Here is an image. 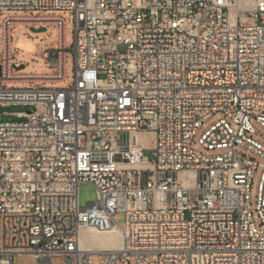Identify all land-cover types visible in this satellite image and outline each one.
I'll return each instance as SVG.
<instances>
[{"label": "built area", "instance_id": "1", "mask_svg": "<svg viewBox=\"0 0 264 264\" xmlns=\"http://www.w3.org/2000/svg\"><path fill=\"white\" fill-rule=\"evenodd\" d=\"M1 10L72 11L74 68L68 88L6 87L64 82L67 45L61 16L4 17L0 108L26 110L0 114V264L24 254L264 264V165L252 206L249 155L264 158L252 137L253 122L264 127V0H0ZM13 24L57 27L56 48L42 51L54 72L12 71ZM81 183L96 189L90 206ZM85 228L118 230L120 247L81 246Z\"/></svg>", "mask_w": 264, "mask_h": 264}, {"label": "rangeland", "instance_id": "2", "mask_svg": "<svg viewBox=\"0 0 264 264\" xmlns=\"http://www.w3.org/2000/svg\"><path fill=\"white\" fill-rule=\"evenodd\" d=\"M9 15H58L64 18L66 22V45H67V73L66 79L62 83H46L40 81H27V82H18V83H7L6 87L14 88H29V87H46V88H68L73 84V56L70 48L73 44V31H74V19L73 13L69 10H48V11H27V10H1L0 11V59L2 55V21L4 17ZM31 25L24 24H13L10 29V50L13 57V62L15 66L12 71L14 73L30 74V73H52L56 69L51 66L50 60L42 56L43 50H51L56 48L58 31L55 25H44L37 26L44 27V31L41 32H32ZM22 65L20 69H16V66ZM26 110L25 108L16 106L8 108H0V114L3 112H13ZM221 114H215L206 120L198 129V132L194 139H196L200 133L207 129L211 124L216 122ZM7 118H11L7 116ZM255 127V133L252 134V137L264 145V127L253 122ZM150 138V137H149ZM148 143V142H147ZM193 147L202 153H208L210 155L221 154L223 151L218 150H206L201 146ZM239 150L245 152V149L239 147ZM144 154L150 158V150H145ZM249 155L258 162V166L254 172L252 183H251V193H250V202L252 206L255 203L256 194L258 190V184L260 181V176L262 172V167L264 165V158L249 152ZM79 203L81 206H84L87 202H93L96 199V189L91 183H81L78 188ZM185 217H188V213L185 214ZM115 219L122 223L124 221V212H117ZM257 221V220H256ZM58 264H64L62 257L56 258ZM13 264H40V261L34 259L32 256L24 255H14Z\"/></svg>", "mask_w": 264, "mask_h": 264}, {"label": "bare ground", "instance_id": "3", "mask_svg": "<svg viewBox=\"0 0 264 264\" xmlns=\"http://www.w3.org/2000/svg\"><path fill=\"white\" fill-rule=\"evenodd\" d=\"M31 76L39 77L38 75ZM150 136L152 135L143 133L139 134L138 138L143 143H146L149 142ZM118 141H126V133H118ZM84 206H90V202H87ZM121 240V235L116 229L100 233L93 228H85L80 231L79 235L80 245L89 249H118L121 245Z\"/></svg>", "mask_w": 264, "mask_h": 264}, {"label": "water", "instance_id": "4", "mask_svg": "<svg viewBox=\"0 0 264 264\" xmlns=\"http://www.w3.org/2000/svg\"><path fill=\"white\" fill-rule=\"evenodd\" d=\"M32 32H41L44 31V27H38V28H34L33 26L30 28ZM22 65L16 66V69H20L22 68Z\"/></svg>", "mask_w": 264, "mask_h": 264}, {"label": "flooded vegetation", "instance_id": "5", "mask_svg": "<svg viewBox=\"0 0 264 264\" xmlns=\"http://www.w3.org/2000/svg\"><path fill=\"white\" fill-rule=\"evenodd\" d=\"M34 28H37V26H33Z\"/></svg>", "mask_w": 264, "mask_h": 264}]
</instances>
